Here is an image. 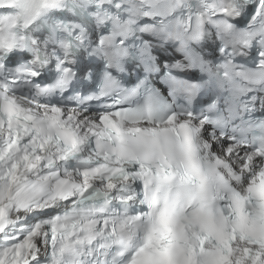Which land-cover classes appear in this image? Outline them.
Masks as SVG:
<instances>
[{
    "label": "snow or ice",
    "instance_id": "obj_1",
    "mask_svg": "<svg viewBox=\"0 0 264 264\" xmlns=\"http://www.w3.org/2000/svg\"><path fill=\"white\" fill-rule=\"evenodd\" d=\"M0 264H264V0H0Z\"/></svg>",
    "mask_w": 264,
    "mask_h": 264
}]
</instances>
